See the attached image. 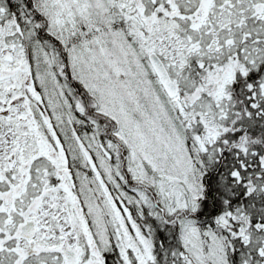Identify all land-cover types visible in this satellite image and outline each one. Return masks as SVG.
I'll list each match as a JSON object with an SVG mask.
<instances>
[{
	"label": "snow or ice",
	"instance_id": "6c2138e0",
	"mask_svg": "<svg viewBox=\"0 0 264 264\" xmlns=\"http://www.w3.org/2000/svg\"><path fill=\"white\" fill-rule=\"evenodd\" d=\"M0 264H264V0H0Z\"/></svg>",
	"mask_w": 264,
	"mask_h": 264
}]
</instances>
